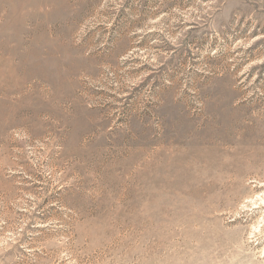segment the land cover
<instances>
[{"label": "rangeland", "instance_id": "1", "mask_svg": "<svg viewBox=\"0 0 264 264\" xmlns=\"http://www.w3.org/2000/svg\"><path fill=\"white\" fill-rule=\"evenodd\" d=\"M0 264H264V0H0Z\"/></svg>", "mask_w": 264, "mask_h": 264}]
</instances>
